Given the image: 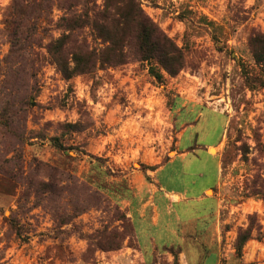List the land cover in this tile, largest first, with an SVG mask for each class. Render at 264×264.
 I'll return each instance as SVG.
<instances>
[{"label":"rangeland","instance_id":"1","mask_svg":"<svg viewBox=\"0 0 264 264\" xmlns=\"http://www.w3.org/2000/svg\"><path fill=\"white\" fill-rule=\"evenodd\" d=\"M49 2L19 22L15 72L3 62L14 43L3 24L11 0H0V264H264V74L248 44L264 32V0H140L185 52V67L163 82L132 60L63 78L47 45L64 12ZM76 33L103 45L88 27ZM217 141L208 150L219 154L220 180L206 192L218 202L214 226L187 229L175 251L144 261L131 205L148 199L155 170L180 150L190 153L159 181L202 193L216 163L201 146ZM175 210L190 223L197 215ZM149 229L136 228L147 259Z\"/></svg>","mask_w":264,"mask_h":264},{"label":"trees","instance_id":"2","mask_svg":"<svg viewBox=\"0 0 264 264\" xmlns=\"http://www.w3.org/2000/svg\"><path fill=\"white\" fill-rule=\"evenodd\" d=\"M49 1L11 0L8 8L10 12L3 22L5 31H8L14 42L3 59V62L8 63L9 71H19L20 66L15 67V63L22 60L18 53L22 48L21 40L16 39L19 22L30 10L40 8L44 3L48 5ZM51 1L56 2L64 12L58 20V26L63 32L49 42L47 53L56 69L67 80L75 75H92L98 68L117 66L131 60L145 63L148 73L158 82L165 80V74L173 76L185 67L183 48L144 12L140 0H103L101 5L96 0ZM77 6H80V10ZM200 22L213 26V22L204 16ZM84 27L91 30L95 39H100L103 44L101 47L90 45L84 38H77L76 32ZM213 38L217 36L214 35ZM248 44L254 61L260 65L264 74V32L252 31ZM261 85H264V80ZM53 140L57 147L62 148L57 137ZM131 226L135 235L132 221ZM247 239L246 233L238 235V251ZM176 248L162 247L170 253ZM180 252L179 248L175 253L178 256ZM153 260L154 257L150 261Z\"/></svg>","mask_w":264,"mask_h":264},{"label":"crops","instance_id":"3","mask_svg":"<svg viewBox=\"0 0 264 264\" xmlns=\"http://www.w3.org/2000/svg\"><path fill=\"white\" fill-rule=\"evenodd\" d=\"M193 124L189 125L191 127ZM218 141L216 143H210L207 145H203L207 148V150L201 146L206 154L213 160H215V168H216V177L214 179L213 184H208L203 187L202 193L197 194L196 197H187V193L182 190H178L172 187H169L167 184H162L158 175L163 170H167L170 166H172L175 162L184 160L190 151L188 150H180L178 154L174 157L167 160L164 164L160 165L155 170V176L157 180V185L151 184L149 189L150 195L146 201H142L139 203H133L128 211V215L131 221L134 224L135 229V238L136 243L138 244V251L142 255L144 261H150L153 257H156V254L162 249L163 246H176L178 240L182 239L183 234L185 235L187 229H194L193 233L196 231H203L207 229H211L214 226L216 215L218 213V202L216 197L213 194H206L207 190L213 189L216 187L220 180V157L219 154H212L208 150L210 147H217ZM192 153H195V149L193 148ZM174 176V174H173ZM182 205L183 209L187 210L192 208L193 211L197 214L194 217L193 223H190V220L184 219V213L182 215L175 210L176 205ZM192 221V220H191ZM146 223L150 229L147 236V239L144 240V248L148 253H150V257L147 259L138 237V233L136 228L138 225H143ZM160 228V230H159ZM143 229V228H142ZM156 236H159L160 242L165 241L162 240L164 236H175L174 239L165 241V244H162L161 248H158V243L156 240ZM178 236L180 238H178ZM137 251V250H136ZM163 251V249H162ZM157 252V253H156ZM210 252L216 253L215 250H211ZM162 253V252H161ZM217 262H219L218 255Z\"/></svg>","mask_w":264,"mask_h":264}]
</instances>
